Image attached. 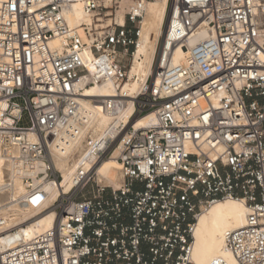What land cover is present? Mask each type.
<instances>
[{
    "label": "built area",
    "instance_id": "1",
    "mask_svg": "<svg viewBox=\"0 0 264 264\" xmlns=\"http://www.w3.org/2000/svg\"><path fill=\"white\" fill-rule=\"evenodd\" d=\"M153 1L0 0V157L23 185H0V210L55 213L30 239L14 233L32 219L0 218V264H195L199 217L228 199L244 201L246 223L224 237L234 260L209 264H264V0H168L130 123L103 132L84 117L92 84H114L113 117L127 105L121 86ZM76 4L89 21L72 26ZM148 113L155 122L137 129ZM64 141L77 165L51 199ZM115 152L117 185L98 174Z\"/></svg>",
    "mask_w": 264,
    "mask_h": 264
},
{
    "label": "bare ground",
    "instance_id": "2",
    "mask_svg": "<svg viewBox=\"0 0 264 264\" xmlns=\"http://www.w3.org/2000/svg\"><path fill=\"white\" fill-rule=\"evenodd\" d=\"M158 1V0H155ZM151 2L147 6V13L144 19L142 36L138 42L135 52L134 62L130 68V80L121 86L122 92H126L127 105L115 117L106 111L105 100L109 97H114L115 86L113 83L108 82L105 84H92L85 88L84 97L81 98L82 110L84 117L91 120L93 125L105 132L111 123L116 124L120 121L130 123L129 117L134 111L133 95L140 90L145 83L147 77L154 73L153 64L155 60L156 46L161 35H164L163 23L166 14L167 1L161 0L160 9L156 10L153 20L146 21L149 13ZM69 23L72 26H79L84 21H89L85 16L81 5L76 4L70 12L66 14ZM204 34L201 33V36ZM196 41V39H195ZM185 55L184 49H177L174 54V62H180ZM142 61V62H137ZM105 113H102L99 109ZM155 117L152 113H148L143 117L134 120L136 128H143L148 124L154 123ZM73 147L72 143L59 142L54 145L53 153L54 158L63 172V180L61 184L47 182L46 188L52 191L51 199H55L56 195L62 185L66 190L70 187L74 170L77 163L70 164L68 162L67 154ZM89 153H83L81 160L86 158ZM116 152L112 158L104 159L98 167V174L100 178H106L111 182H116L120 177V166L115 159ZM12 181L15 189L18 191L23 190L22 182L14 177V170L7 160L0 157V185L4 182ZM9 199V194L4 191L0 193V201ZM247 207L242 200L228 199L219 201L212 205V207L201 214L198 220L195 243L193 251V259L195 264H209L216 257H224L229 261L234 258L231 252L225 247L224 237L226 232L239 229L246 223ZM0 218L5 219V226L20 225L21 223L32 219L27 222L26 226H19L21 229L18 233H14L17 238L22 237L30 239L40 231L52 225L55 213L50 210L45 213L39 214L38 211L24 210L20 207L13 206L3 208L0 210ZM0 241H6L5 235L0 233Z\"/></svg>",
    "mask_w": 264,
    "mask_h": 264
},
{
    "label": "rangeland",
    "instance_id": "3",
    "mask_svg": "<svg viewBox=\"0 0 264 264\" xmlns=\"http://www.w3.org/2000/svg\"><path fill=\"white\" fill-rule=\"evenodd\" d=\"M161 0H158V1H155L153 4L150 5V8H149V13H148V17L146 19V21H151L153 20L154 18V15H156L158 9H160V5H161ZM137 62H142V61H137ZM136 64V62H134ZM132 63V64H134ZM99 109H100V106L98 105ZM102 113H105L102 109H100ZM104 181L107 180L106 178H102ZM120 180L121 178H119L116 182H111L110 180H107L109 181L111 184L113 185H117L120 183Z\"/></svg>",
    "mask_w": 264,
    "mask_h": 264
}]
</instances>
